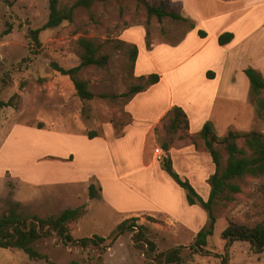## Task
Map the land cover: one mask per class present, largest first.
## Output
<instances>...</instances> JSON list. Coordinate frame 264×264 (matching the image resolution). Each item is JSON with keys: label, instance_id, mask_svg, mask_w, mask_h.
<instances>
[{"label": "rangeland", "instance_id": "374dc122", "mask_svg": "<svg viewBox=\"0 0 264 264\" xmlns=\"http://www.w3.org/2000/svg\"><path fill=\"white\" fill-rule=\"evenodd\" d=\"M75 2L60 0V7H73L72 21L42 30L40 45H36L28 32L47 21L48 0H0V98L13 103L0 110V215L15 210L24 216L48 217L81 207L78 218L68 226L69 233L74 239L99 236L104 241L81 247L64 242L56 233L38 240L37 249L56 264H167L150 258L146 248H137L134 231L118 228L124 219L133 217L155 243L154 254L181 247L179 264H264V253L252 252L248 243L227 244L220 237L231 222L253 226L264 221V177L247 178L233 200H219L214 208V232L205 250L195 253L192 245L207 223L206 212L199 203L189 205L185 191L160 164L151 163L154 146L162 148L167 157L175 148L174 170L182 178H186L184 171L192 176L197 192L207 198L214 165L199 136L200 118L208 111L223 119L218 126L212 124L218 137L227 133H222L224 123L232 124L234 117L236 123L230 130L264 132V119L256 115L244 73L250 67L264 78V2L246 8L249 0H95L89 8L74 6ZM146 3L162 4L166 11L187 20L148 19ZM8 23L12 31L3 35ZM191 24L194 28L190 29ZM198 30L206 36L201 37ZM231 31L234 42L219 45V35ZM82 36L93 40L108 57L105 67L91 65L78 72L89 82L94 94L91 100H81L70 77L53 66L68 69L80 63L78 39ZM155 40L162 43L152 49L151 63L143 52V69L159 74L157 70L171 68L172 72L158 88L148 85L146 94L123 96L131 85L142 81L132 74L129 46L120 41H134L147 51ZM206 70L216 77L203 78ZM168 99L185 104L189 112L192 122L184 139L179 138L180 132L166 133L160 124L154 136L150 134L158 109ZM104 123H111L118 134L104 150L75 140L89 131L103 137ZM164 143H169L168 150ZM80 149L88 156L108 157L99 167L91 165L107 184L104 198L94 184L92 198L89 186L86 192L51 179L43 185L34 177L36 169L52 163L51 156ZM96 176L90 177L91 182L98 180ZM190 214L203 223L187 226L175 220ZM130 224L131 220L126 226ZM0 264L50 263L0 247Z\"/></svg>", "mask_w": 264, "mask_h": 264}, {"label": "trees", "instance_id": "16d2710c", "mask_svg": "<svg viewBox=\"0 0 264 264\" xmlns=\"http://www.w3.org/2000/svg\"><path fill=\"white\" fill-rule=\"evenodd\" d=\"M6 3L8 0H4ZM95 0H76L74 6L91 7ZM148 19L155 16L161 21L165 16H170L176 20H187L178 13L168 12L162 4L150 5L145 4ZM48 18L47 21L35 30H29V38L36 45H40L39 33L42 30L59 26L63 21H72L73 7H60V0H48ZM194 28L191 24L190 27ZM12 31V24L8 23L7 28L3 31V35ZM201 37H205L206 33L198 30ZM233 39L231 32H224L219 35V45H225ZM78 43L82 48L80 53V63L74 67L65 69L56 63L53 64L55 69L62 75L69 76L77 96L81 100H91L94 94L89 89V82L78 76V72L86 66L94 65L99 68L106 66L108 62L107 55L100 53V47L93 40L87 37H80ZM120 45L129 46V59L131 61L132 74L134 72L135 61L138 55V47L135 44H129L126 41H120ZM247 76L251 94L254 96L256 115L260 119H264V78L253 68L244 69ZM142 83L131 85L130 89L123 93V96L131 98L137 92L144 91L148 85L156 84L160 80V75L152 73L147 76L138 77ZM104 97V96H103ZM7 106H13L12 99L4 101L0 98V110ZM162 128L168 134H179V138L184 139L189 133V119L186 112L179 106H172L162 118ZM38 127H42L39 123ZM89 138L98 135L96 131H89L86 134ZM199 136L203 139L204 145L211 157L214 165V171L208 178L209 193L207 198H203L191 184L187 178H182L173 168L170 156L166 157L162 162V168L169 174L175 183L185 191L186 201L189 205L199 203L206 212L207 223L202 227L195 237L192 250L203 252L207 245V239L214 232L216 217L214 208L220 199L226 201L233 200L234 194L241 192L242 186L247 178L264 177V132L251 131H234L228 130L227 133L218 137L214 131L212 124L206 122L199 132ZM164 149H169V143H164ZM90 197L95 196L94 185H89ZM81 207L68 208L58 215H50L48 217H39L37 215L24 216L15 210L0 215V247L7 249H17L23 251L30 259H44L50 264L46 255H43L36 247L37 241L51 236L56 233L64 242H74L81 247H87L89 244L98 245L104 241L103 237H82L74 239L69 233V224L74 222L81 212ZM137 218L133 217L125 219L119 224L118 228L124 229L128 227L134 231L132 239L135 246L139 249H145L150 258L157 262H166L167 264H179L182 262L181 247L172 248L168 251L156 253L155 243L148 239L143 232L141 225H136ZM131 220L130 226H126ZM137 228V231H135ZM220 237L230 244L236 241L246 242L249 244L250 250L254 253H264V221L256 223L253 226L244 224L229 223L220 233ZM226 262V261H225ZM77 264V263H71Z\"/></svg>", "mask_w": 264, "mask_h": 264}, {"label": "crops", "instance_id": "0c3cea01", "mask_svg": "<svg viewBox=\"0 0 264 264\" xmlns=\"http://www.w3.org/2000/svg\"><path fill=\"white\" fill-rule=\"evenodd\" d=\"M224 1L225 2H232V1H236V0H224ZM262 2H264V0H249V4L247 6H244L243 8L249 7L251 5L253 6L255 4H260ZM241 8H242V6H241ZM219 33H220L219 31L215 32V36L218 35ZM231 33L233 34V39L229 43H227V44H230V45L235 40L234 39L235 38L234 31L233 32L231 31ZM132 43L136 44L137 47H138V50H139L137 58H136V61H135L133 76L135 78H138L140 76H147L149 74H152V71L147 70V69L146 70L143 69L144 67L141 64L140 58H141V55L144 52V54L146 55L145 57H147L145 60H147V61H149L151 63L150 54L153 51L152 49L156 46V44L157 45L161 44L162 41L155 40L154 42H152L150 44L149 48L151 50L148 49L147 51L145 50V48L143 49V47L141 45H139L138 43H136L134 41H132ZM227 44H225V45H227ZM157 72L160 75V80H159L158 83L149 86L151 88H158V86H160V84L164 82V80H165L164 76L167 73L172 72V69L171 68H168V69L167 68H161V69L157 70ZM215 75L216 74L214 72H212L211 70H206L205 76L203 75V78H206L207 80H212L213 78L216 77ZM148 92H150V89H146V90H144L142 92H139L138 94H146ZM174 105H177V106L181 107L186 112V114L188 116V119H189V128L191 127L192 120H191V117L189 115V112H188L187 108H185L186 107L185 104L177 102V101H174L172 99H168V101L162 107H160L158 109L159 113L157 114L156 119L154 120L153 124L151 125L150 134L152 136H154L153 130L157 126H159V124H160V127L162 126L161 125L162 118L164 117L166 112ZM125 110L129 114V117L131 118V113L129 111H127V107H125ZM206 122H210L211 124H214L215 126L216 125L218 126V124L223 123V119L220 120V118H218L216 115H209V112L207 111V114L205 115V118H202V117L200 118V125L199 126H201V128H202L203 125ZM235 123H236V118L235 117L233 118L232 124H231V122L228 124V121L226 123H224V125H226V126L223 127L224 130H223L222 133H225L228 130H230V127L234 126ZM215 126L213 127V125H212L213 128H215ZM116 132H117V130L115 129V127L111 123H104L103 124V134H101V135H103V137L102 136H95L93 138H89L86 134H80L78 136H75V140H77L79 143H82L85 146L89 145V148H91V149L103 148V150H104L108 146L109 139H111L113 137H116L118 135V134H116ZM154 148H155V146H154ZM174 150H175V148L169 150V152L171 154L170 158L172 160L173 166L175 164L177 166V161L175 160L176 155H175ZM87 156L88 155L85 154L82 149H80L79 151H76V153L74 151H70L65 156H63V155L59 156L57 154L55 156L53 155V156H51V158L53 159L52 163L51 164L48 163L46 165H42L41 167L36 169V173H34V177L36 178V180L40 184H43V185L46 184V183L48 184L49 181H50L49 179H51L54 183L63 184V185H66V186L68 185L71 189H74V187L76 186L75 188L85 189L86 192H87L89 184L92 183L95 186L97 185L99 193L104 198L105 197V193H106V189H107V184H105L104 179L102 178L103 176L100 174V171L95 169L94 167L95 166L99 167L103 163V160L104 159L106 160L108 157H107V155L105 156V154H104L105 157H102V158H99L100 157L99 155H93V156L89 155L90 157L89 156L87 157ZM207 156H208L209 160H211V157H210L208 152H207ZM99 159H101V160H99ZM151 163L152 164L156 163V164H160L161 165V162H157L156 160H154L153 151L151 153ZM104 164H106V163H104ZM91 165H94V167L91 166ZM182 167L185 168V165L184 166L182 165ZM181 169L184 171L183 168H181ZM109 170L110 169H108V173H109ZM94 174L99 176V177L96 176L98 178V180H95V181L93 180L91 182L90 177L93 176ZM184 174H186V178L194 186V181H193L192 176H190L185 171H184ZM200 176H202V175H200ZM115 185H116V188H118L117 184H115ZM100 188H101V191H100ZM73 191H75V190H73ZM107 204H109V203H107ZM126 219H128V218H126ZM172 219H174V218H172ZM176 219L178 221L183 222L187 226H193V225L197 226L199 224H202L203 221H204V220L201 221V222L200 221L198 222L197 220L194 221L196 219V217L192 216L191 214L190 215H186V216H182L181 215L180 217L177 216L175 218V220Z\"/></svg>", "mask_w": 264, "mask_h": 264}, {"label": "built area", "instance_id": "2783aa9c", "mask_svg": "<svg viewBox=\"0 0 264 264\" xmlns=\"http://www.w3.org/2000/svg\"><path fill=\"white\" fill-rule=\"evenodd\" d=\"M166 157H167V155L162 148L155 147L153 149V158L157 162H162Z\"/></svg>", "mask_w": 264, "mask_h": 264}]
</instances>
